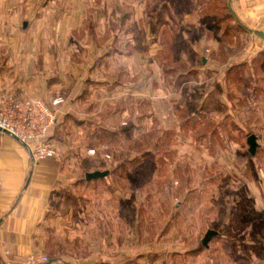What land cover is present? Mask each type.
I'll return each instance as SVG.
<instances>
[{
    "label": "crops",
    "instance_id": "0c3cea01",
    "mask_svg": "<svg viewBox=\"0 0 264 264\" xmlns=\"http://www.w3.org/2000/svg\"><path fill=\"white\" fill-rule=\"evenodd\" d=\"M196 1L0 0V92L47 102L65 98L50 134L56 156L35 160L25 144L0 133V264H27L34 253L64 264H162L160 257H145L138 241H123L91 198L82 206L81 198L91 194L81 190L92 180L112 179L110 167L106 177L86 179L89 149L97 153L100 135L124 138L130 127L168 115L172 100L181 97L176 81L165 78L166 71H179L166 57L177 40L202 51L201 40L198 45L186 32L178 37L172 28L196 22L195 10L202 7ZM233 8L249 27L264 31V0H233ZM254 50H264L256 35L249 46ZM191 69L203 72L206 66ZM254 111L253 121L247 117L261 149L264 96L256 98ZM127 120L130 127H122ZM249 188L255 212L264 217V167ZM67 200L77 204L64 208ZM260 222L255 215L248 225H223L220 253L207 256V264H264ZM115 248L124 254L116 256Z\"/></svg>",
    "mask_w": 264,
    "mask_h": 264
},
{
    "label": "rangeland",
    "instance_id": "374dc122",
    "mask_svg": "<svg viewBox=\"0 0 264 264\" xmlns=\"http://www.w3.org/2000/svg\"><path fill=\"white\" fill-rule=\"evenodd\" d=\"M196 4L202 6L195 10L196 22L172 28L178 37L186 32L201 40L202 51L177 40L175 52L165 55L179 69L166 71L165 78L176 81L175 93L181 97L172 100L168 115H156L145 126L130 127L127 120L122 127L131 129L124 138L100 135L88 166L90 171L113 168L112 179L92 180L81 190L91 194L81 198L82 206L91 198L123 241H138L143 248L138 251L160 257L162 264H207V256L220 253L223 225H248L255 215L264 224L249 188V179L264 167V147L252 155L247 142L255 133L250 111L255 112L256 98L264 96V50L249 51L254 35L235 20L228 0ZM205 66L203 72L191 69ZM150 108L145 105L146 112ZM73 203L67 200L64 208ZM96 220L99 228L101 220ZM210 229L219 234L207 249L202 240ZM113 252L124 254L119 248Z\"/></svg>",
    "mask_w": 264,
    "mask_h": 264
},
{
    "label": "built area",
    "instance_id": "2783aa9c",
    "mask_svg": "<svg viewBox=\"0 0 264 264\" xmlns=\"http://www.w3.org/2000/svg\"><path fill=\"white\" fill-rule=\"evenodd\" d=\"M65 101L63 96L51 102L36 98H22L12 92H0V133L14 136L25 144L35 160H44L58 154L50 142V134L59 121L57 107ZM91 155L95 149H89ZM105 159L111 160L109 154ZM1 188V181H0ZM27 264H64L61 259L45 253L32 254Z\"/></svg>",
    "mask_w": 264,
    "mask_h": 264
},
{
    "label": "water",
    "instance_id": "95a60500",
    "mask_svg": "<svg viewBox=\"0 0 264 264\" xmlns=\"http://www.w3.org/2000/svg\"><path fill=\"white\" fill-rule=\"evenodd\" d=\"M228 8L231 14L233 15V17L235 18V20L239 22V24L242 25L243 28H245L251 34H254L264 40V31L256 30L254 28L249 27L239 18V16L237 15V13L235 12L233 8V0H228ZM4 132L8 133L7 131H4ZM247 142L249 144V150L251 154L254 155L259 145L257 142V136L255 134L249 135ZM109 173H110L109 170H95V171L87 172L86 179L92 180V179H97V178H103L109 175ZM217 234L218 232L216 230H213V229L208 230V232L206 233V235L204 236L202 240V243L204 244V246L208 247L211 239Z\"/></svg>",
    "mask_w": 264,
    "mask_h": 264
},
{
    "label": "flooded vegetation",
    "instance_id": "af4514ba",
    "mask_svg": "<svg viewBox=\"0 0 264 264\" xmlns=\"http://www.w3.org/2000/svg\"><path fill=\"white\" fill-rule=\"evenodd\" d=\"M218 235V234H217ZM217 235H215V236H217Z\"/></svg>",
    "mask_w": 264,
    "mask_h": 264
}]
</instances>
